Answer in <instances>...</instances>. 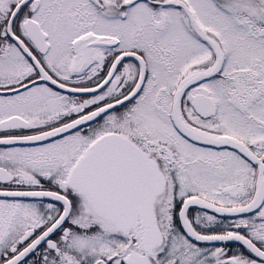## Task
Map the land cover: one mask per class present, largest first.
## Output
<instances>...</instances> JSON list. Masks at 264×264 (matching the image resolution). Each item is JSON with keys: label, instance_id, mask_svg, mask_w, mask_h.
<instances>
[{"label": "snow or ice", "instance_id": "snow-or-ice-1", "mask_svg": "<svg viewBox=\"0 0 264 264\" xmlns=\"http://www.w3.org/2000/svg\"><path fill=\"white\" fill-rule=\"evenodd\" d=\"M0 264H264V0H0Z\"/></svg>", "mask_w": 264, "mask_h": 264}]
</instances>
